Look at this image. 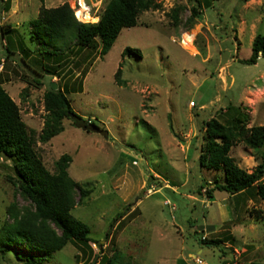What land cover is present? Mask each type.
<instances>
[{
    "label": "rangeland",
    "instance_id": "obj_1",
    "mask_svg": "<svg viewBox=\"0 0 264 264\" xmlns=\"http://www.w3.org/2000/svg\"><path fill=\"white\" fill-rule=\"evenodd\" d=\"M156 1L161 8L143 12L137 26L123 28L105 57L75 46L71 53L61 52L59 62H47L62 74L61 86H69L78 120L95 122L108 130V138L77 127V119H65V130L42 142L44 95L59 77L43 71L46 46L30 40L29 22L42 7L65 2H72L80 21L98 22L109 0H0L2 82L20 106L48 170L55 171L63 154L72 156L70 176L90 190L72 213L103 245L70 242L43 264L111 259L113 264H264V223L250 216L254 209L264 212V201L254 192L232 195L218 189L210 198L206 190L224 182L225 174L200 163L207 122L228 119L229 105L248 112V126L264 125V57L256 64L241 62L264 33V0ZM195 4H201L200 14L191 25ZM1 26L15 28L6 40ZM6 45L15 52L10 58H5ZM128 46L139 48L142 58L123 57ZM22 47L30 50L26 59L41 74L21 60ZM121 64L123 86L115 80ZM230 155L248 172L261 162V150L242 140ZM9 174H14L12 163L0 155V228L12 203L27 204ZM120 212L125 216L107 236ZM205 239L222 242L208 246ZM1 246L0 264H25L17 254H37L23 245Z\"/></svg>",
    "mask_w": 264,
    "mask_h": 264
},
{
    "label": "trees",
    "instance_id": "obj_2",
    "mask_svg": "<svg viewBox=\"0 0 264 264\" xmlns=\"http://www.w3.org/2000/svg\"><path fill=\"white\" fill-rule=\"evenodd\" d=\"M200 5L192 6L189 19L191 25L200 14ZM159 8L161 3L156 0H109L98 22H82L76 17L72 2H65L56 7H42L39 15L30 20V40L46 46L42 51L43 71L59 77L58 90L51 86L44 95L46 114L39 136L42 142H48L62 133L65 130V119L81 118L68 97L69 86H61L62 74L47 62L52 59L59 62L64 57L61 52L68 50L71 53L75 46L78 51L85 48L90 51L99 50V55L103 58L123 28L137 26L140 14ZM173 11L172 17L177 25L178 10ZM1 28L4 40L8 33L15 30L11 26ZM5 49V58H10L15 53L10 45H6ZM22 51L25 54L21 59L24 64L41 74L26 59L30 50L22 47ZM132 54L142 58L139 48L128 46L122 52L123 57ZM260 56L264 57V33L255 37L251 56L241 62L256 64ZM122 74L121 64L115 73V80L121 86L126 84ZM228 111L231 115L224 122L217 118L207 122L206 144L200 154V163L207 169L223 170L225 180L216 181L215 188L207 189L206 192L213 198L214 189L232 195L250 191L264 201V125L248 126L249 114L239 106L229 105ZM238 140H242L250 148L261 150V162L252 172L241 168L230 155L232 146ZM0 155L11 161L14 174H9L7 179L27 201L22 206L12 203L8 208L9 217L0 228V250L5 252L1 246L4 244L23 245L37 254H17L20 261L25 264H43L53 253L62 250L70 242L80 247H90L91 242L103 246L90 237V226L72 213L74 207L90 194V190L75 181L68 172L72 156L63 154L56 162L55 171L48 170L36 149L33 131L23 120L20 106L6 90L1 77ZM202 189L203 186L199 188L200 193ZM124 216L125 212L116 215L107 236L114 224ZM250 216L264 223L263 210H251ZM202 242L208 246H220L222 240L205 239ZM107 264H113V260H109Z\"/></svg>",
    "mask_w": 264,
    "mask_h": 264
},
{
    "label": "water",
    "instance_id": "obj_3",
    "mask_svg": "<svg viewBox=\"0 0 264 264\" xmlns=\"http://www.w3.org/2000/svg\"><path fill=\"white\" fill-rule=\"evenodd\" d=\"M51 86L54 90H58V83L57 82H52ZM76 126L85 130V131H92L95 133H99L104 135L106 138H108L109 136V132L106 129H102L100 126H98L97 124L91 123V122H87L86 120H83L80 118H76ZM79 119V120H78Z\"/></svg>",
    "mask_w": 264,
    "mask_h": 264
},
{
    "label": "built area",
    "instance_id": "obj_4",
    "mask_svg": "<svg viewBox=\"0 0 264 264\" xmlns=\"http://www.w3.org/2000/svg\"><path fill=\"white\" fill-rule=\"evenodd\" d=\"M76 17L78 18L77 14H76ZM79 19V18H78Z\"/></svg>",
    "mask_w": 264,
    "mask_h": 264
},
{
    "label": "clouds",
    "instance_id": "obj_5",
    "mask_svg": "<svg viewBox=\"0 0 264 264\" xmlns=\"http://www.w3.org/2000/svg\"><path fill=\"white\" fill-rule=\"evenodd\" d=\"M77 15H79V13H77Z\"/></svg>",
    "mask_w": 264,
    "mask_h": 264
}]
</instances>
